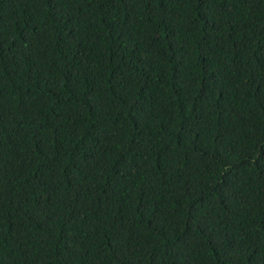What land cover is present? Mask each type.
Returning a JSON list of instances; mask_svg holds the SVG:
<instances>
[{
    "label": "trees",
    "instance_id": "16d2710c",
    "mask_svg": "<svg viewBox=\"0 0 264 264\" xmlns=\"http://www.w3.org/2000/svg\"><path fill=\"white\" fill-rule=\"evenodd\" d=\"M0 264H264V0H0Z\"/></svg>",
    "mask_w": 264,
    "mask_h": 264
}]
</instances>
